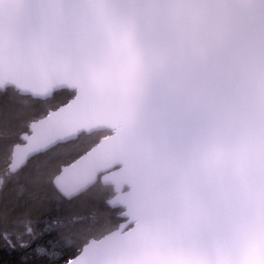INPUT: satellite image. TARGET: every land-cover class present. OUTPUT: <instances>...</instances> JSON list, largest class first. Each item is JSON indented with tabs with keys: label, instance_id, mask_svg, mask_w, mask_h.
Wrapping results in <instances>:
<instances>
[{
	"label": "clouds",
	"instance_id": "obj_1",
	"mask_svg": "<svg viewBox=\"0 0 264 264\" xmlns=\"http://www.w3.org/2000/svg\"><path fill=\"white\" fill-rule=\"evenodd\" d=\"M115 48L122 75L75 135L104 133L146 222H224L264 193V0H52L12 51L33 76L86 53L89 83Z\"/></svg>",
	"mask_w": 264,
	"mask_h": 264
},
{
	"label": "water",
	"instance_id": "obj_2",
	"mask_svg": "<svg viewBox=\"0 0 264 264\" xmlns=\"http://www.w3.org/2000/svg\"><path fill=\"white\" fill-rule=\"evenodd\" d=\"M52 0H0V92L13 89L19 96L46 97L67 90L73 97L56 110L31 123L12 147L10 160L23 168L32 158L57 145L75 141V124L113 80L122 75L121 54L113 49L86 83L77 70L79 56L65 50L60 62L38 76L18 70L19 57L12 51L41 20ZM7 48L9 54L4 55ZM45 99L44 101L48 100ZM94 133V132H93ZM99 182L112 188L106 201L120 209L122 222L98 240H90L65 264H264V193L249 187L248 203L226 221L208 225L146 222L130 197L121 167L111 159L103 138L83 155L60 168L52 185L71 200Z\"/></svg>",
	"mask_w": 264,
	"mask_h": 264
},
{
	"label": "trees",
	"instance_id": "obj_3",
	"mask_svg": "<svg viewBox=\"0 0 264 264\" xmlns=\"http://www.w3.org/2000/svg\"><path fill=\"white\" fill-rule=\"evenodd\" d=\"M72 97V92L61 90L40 102L19 96L13 89L0 92L5 101L0 105V137L9 138L5 143L11 145L0 156V212H8L6 225L0 227V264H65L90 240L100 239L122 222L118 218L121 210L106 204L113 196L111 187L97 182L67 200L52 185L60 168L96 145L104 136L102 132L82 134L73 142L35 156L23 167L22 178L8 183L4 166L10 160L12 147L19 144V137L31 123Z\"/></svg>",
	"mask_w": 264,
	"mask_h": 264
},
{
	"label": "snow or ice",
	"instance_id": "obj_4",
	"mask_svg": "<svg viewBox=\"0 0 264 264\" xmlns=\"http://www.w3.org/2000/svg\"><path fill=\"white\" fill-rule=\"evenodd\" d=\"M5 101L0 98V105L4 104ZM9 139L7 137H0V156H3L5 152H8L11 145H8L5 143V140ZM19 157H13V159L8 160L5 164V169L8 171V183H15L19 181L22 178L23 174V168L19 167L17 163H15V160H18ZM8 221V212L7 209H4L2 212H0V227H4ZM6 232V229H5ZM11 246L10 242L9 245ZM21 247H26V244H21Z\"/></svg>",
	"mask_w": 264,
	"mask_h": 264
}]
</instances>
